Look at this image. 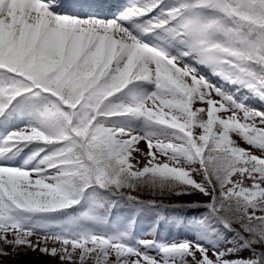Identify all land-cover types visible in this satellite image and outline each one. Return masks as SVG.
Returning <instances> with one entry per match:
<instances>
[{"label": "snow or ice", "instance_id": "6c2138e0", "mask_svg": "<svg viewBox=\"0 0 264 264\" xmlns=\"http://www.w3.org/2000/svg\"><path fill=\"white\" fill-rule=\"evenodd\" d=\"M33 255L264 264V0H0V264Z\"/></svg>", "mask_w": 264, "mask_h": 264}, {"label": "rangeland", "instance_id": "374dc122", "mask_svg": "<svg viewBox=\"0 0 264 264\" xmlns=\"http://www.w3.org/2000/svg\"><path fill=\"white\" fill-rule=\"evenodd\" d=\"M141 147H143V145H141ZM145 227H146V225H145ZM177 231H178L177 229H172V234L175 235L177 233ZM163 235L168 236L169 232L167 230H165L163 232ZM36 259H37V257L33 255V256H29V257H22L20 262L10 260V261H8V264H22L23 261H31V260H36Z\"/></svg>", "mask_w": 264, "mask_h": 264}, {"label": "bare ground", "instance_id": "6f19581e", "mask_svg": "<svg viewBox=\"0 0 264 264\" xmlns=\"http://www.w3.org/2000/svg\"><path fill=\"white\" fill-rule=\"evenodd\" d=\"M114 0H103V3H105V4H110V3H112ZM118 1V2H117ZM69 2H74V0H69ZM125 4V0H116V3H114V4ZM87 8H85L84 10L85 11H87L86 10ZM104 10H108V9H104Z\"/></svg>", "mask_w": 264, "mask_h": 264}]
</instances>
